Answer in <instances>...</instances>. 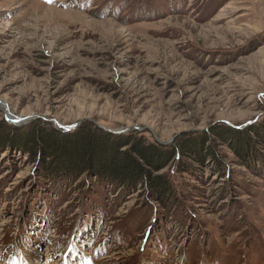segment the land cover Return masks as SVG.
<instances>
[{
  "label": "rangeland",
  "instance_id": "1",
  "mask_svg": "<svg viewBox=\"0 0 264 264\" xmlns=\"http://www.w3.org/2000/svg\"><path fill=\"white\" fill-rule=\"evenodd\" d=\"M36 121L199 140L219 164L174 155L163 207L0 147V264H264V0H0V123Z\"/></svg>",
  "mask_w": 264,
  "mask_h": 264
},
{
  "label": "trees",
  "instance_id": "2",
  "mask_svg": "<svg viewBox=\"0 0 264 264\" xmlns=\"http://www.w3.org/2000/svg\"><path fill=\"white\" fill-rule=\"evenodd\" d=\"M45 126L44 123L36 121L21 133L19 129L7 127L1 122L0 147L15 145L31 162H38L39 172L51 179L76 180L87 174L129 191L147 187L163 207L174 205L175 192L164 176L155 177L154 173L165 170L174 155L178 157L177 162L182 157L190 159V155L199 161L204 159L214 163L218 161L211 146L204 147L200 144L196 147L199 140L190 143L178 139L173 149L169 151L164 147L147 143L136 133L127 136L113 135L89 123L69 133L48 129ZM2 132H10L11 137ZM256 134L260 139L263 137L256 146L264 147V135L258 132ZM211 135L224 141L229 147L236 148L239 157L243 149L246 150L249 146L248 142L243 143L245 134L241 136V133L225 128L214 129ZM205 139L208 140L207 137ZM218 169H221L220 166Z\"/></svg>",
  "mask_w": 264,
  "mask_h": 264
},
{
  "label": "bare ground",
  "instance_id": "3",
  "mask_svg": "<svg viewBox=\"0 0 264 264\" xmlns=\"http://www.w3.org/2000/svg\"><path fill=\"white\" fill-rule=\"evenodd\" d=\"M9 119H10V121H13L14 123H15V122L17 123V122L19 121L18 119H15V118H12V117L9 118Z\"/></svg>",
  "mask_w": 264,
  "mask_h": 264
}]
</instances>
